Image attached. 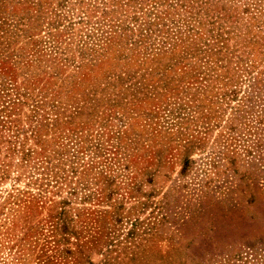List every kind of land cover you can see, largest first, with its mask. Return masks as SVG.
Listing matches in <instances>:
<instances>
[{
  "label": "rangeland",
  "instance_id": "obj_1",
  "mask_svg": "<svg viewBox=\"0 0 264 264\" xmlns=\"http://www.w3.org/2000/svg\"><path fill=\"white\" fill-rule=\"evenodd\" d=\"M0 264H264V0H0Z\"/></svg>",
  "mask_w": 264,
  "mask_h": 264
}]
</instances>
